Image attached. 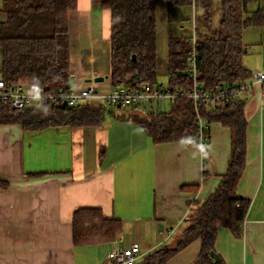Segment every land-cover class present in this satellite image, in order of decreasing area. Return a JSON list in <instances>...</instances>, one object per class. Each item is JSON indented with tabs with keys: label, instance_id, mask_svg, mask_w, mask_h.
I'll list each match as a JSON object with an SVG mask.
<instances>
[{
	"label": "crops",
	"instance_id": "obj_1",
	"mask_svg": "<svg viewBox=\"0 0 264 264\" xmlns=\"http://www.w3.org/2000/svg\"><path fill=\"white\" fill-rule=\"evenodd\" d=\"M105 2L78 0L69 16V88L83 91L95 86L98 95L81 103L100 113L101 122L66 119L43 128L0 124V264H110L108 256L115 247L127 249L135 243L142 251L136 264H146L164 249L175 253L163 264H264L262 86L254 83L240 95L248 125L238 195L251 203L247 217L239 235L219 228L214 252L220 262L211 254L207 261L200 239L180 249L178 244L190 218L217 191L228 171L233 130L218 121L208 123L210 142L204 149L186 140L156 143L138 121L147 116L145 112L110 109L105 97L114 86L112 12ZM194 11L169 10L166 2L161 3V21L168 33L160 36L159 27L158 53L167 46L165 58L159 53V76L168 77V82L170 36L192 35ZM257 41L261 45V32ZM243 42L248 47L244 38ZM263 68L264 61L251 71ZM38 110L36 103L29 109ZM154 110L157 115L169 113L171 104L161 103ZM83 208L100 209L120 221L121 233L101 244L76 245L74 215Z\"/></svg>",
	"mask_w": 264,
	"mask_h": 264
},
{
	"label": "trees",
	"instance_id": "obj_2",
	"mask_svg": "<svg viewBox=\"0 0 264 264\" xmlns=\"http://www.w3.org/2000/svg\"><path fill=\"white\" fill-rule=\"evenodd\" d=\"M160 1L106 0L105 6L112 12L111 78L114 86L125 84L133 76L154 86L162 85L158 81L162 64L158 53ZM163 1L169 10L193 7L196 12L195 43L192 35L170 36L166 86L185 93L193 89L191 61L194 54L198 57L197 81L203 91L255 80L259 71L252 72L244 65L248 48L243 38L245 30L259 28L264 56V0ZM77 4L78 0H0V78L7 85L47 93L70 90L69 16ZM200 117L208 123L221 122L233 130L228 171L217 191L190 218V227L178 244L180 249L200 239L203 257L210 261L219 228H230L239 235L251 204L238 195L246 167L248 123L244 104L235 99L222 107L207 109L203 102L196 107L193 100L182 98L172 104L169 113L138 117V121L156 143L186 140L200 146ZM66 119L90 124L101 122L102 115L83 103L74 107L44 103L38 111H19L0 102V124L43 128L61 125ZM121 230V222L106 217L100 209L83 208L75 212L76 245L112 241ZM174 253V250L164 249L149 257L146 264H163Z\"/></svg>",
	"mask_w": 264,
	"mask_h": 264
},
{
	"label": "built area",
	"instance_id": "obj_3",
	"mask_svg": "<svg viewBox=\"0 0 264 264\" xmlns=\"http://www.w3.org/2000/svg\"><path fill=\"white\" fill-rule=\"evenodd\" d=\"M197 55L192 58V76L194 77V87L188 92L173 91L168 86H154L143 82L139 76L131 78L128 82L120 86H113L110 93L105 97L109 108L119 110H130L132 108L140 109L145 114H155V110L150 107L158 106L161 103H174L178 99H191L198 104L203 102L207 109L213 107H222L235 99H240V95L252 89L254 83H258L264 90V71H259L256 74L255 80L249 83H240L229 85L219 90L203 91L198 83V73L196 71ZM0 59V70H1ZM98 95L94 85H90L83 91L74 90H56L45 92L43 90H34L27 92L24 87H15L7 85L0 78V102L9 105L14 110L24 111L29 110L34 103L38 105V109L44 103L62 104L67 107H74L83 101L93 99ZM148 108V110H147ZM198 111V110H197ZM200 147L204 149L208 145L210 134L208 133V122L205 118H199ZM141 246L138 243L133 244L130 248L115 247L109 254L108 259L110 264H136L141 256Z\"/></svg>",
	"mask_w": 264,
	"mask_h": 264
},
{
	"label": "rangeland",
	"instance_id": "obj_4",
	"mask_svg": "<svg viewBox=\"0 0 264 264\" xmlns=\"http://www.w3.org/2000/svg\"><path fill=\"white\" fill-rule=\"evenodd\" d=\"M161 1L160 2L162 3V5H164L165 2H163V0H161ZM160 8H161V6H160ZM158 14H159L158 23H159V27H161L160 36H163L164 35V31L166 33H168V29L165 26L163 28V25H162L163 22L161 21L160 12H158ZM195 18H196V12L194 11V17H193V20H192V23L194 24V26H193V29L191 31L192 42H194V43H195V38H196V27H195L196 26V21H195ZM181 25L183 26L184 23H182ZM184 29H186V28H184ZM260 32H261V30L259 28L251 27V28L247 29V32L245 33L244 40L247 42V45H248V47H247L248 48V53L244 56V65L249 70L255 69L256 66H260V64H262V62L264 61V56L260 55V49L262 48V46L257 43L258 42L257 39L259 38V33ZM159 53H160L162 58H165V56L167 55V46H161L160 49H159ZM261 66L263 67V65H261ZM260 71H264V68L260 69ZM133 77H135V76H133ZM133 77H131V78H133ZM131 78L129 77L128 79H131ZM158 81L160 83H162V82L167 83L168 82V77H166V76L163 77L162 75H160L158 77ZM170 104L172 106L173 103H170ZM150 108H151V110H154L156 108V106H152ZM147 116H155L156 117L155 114H147ZM208 128H209V125H208ZM209 142H210V138L208 140V144H209Z\"/></svg>",
	"mask_w": 264,
	"mask_h": 264
},
{
	"label": "water",
	"instance_id": "obj_5",
	"mask_svg": "<svg viewBox=\"0 0 264 264\" xmlns=\"http://www.w3.org/2000/svg\"><path fill=\"white\" fill-rule=\"evenodd\" d=\"M134 59H136V57L134 56ZM98 81L99 80H103V78H100V79H97ZM211 257L212 258H214V259H216L217 260V262H220V258L216 255V253L213 251V252H211Z\"/></svg>",
	"mask_w": 264,
	"mask_h": 264
}]
</instances>
